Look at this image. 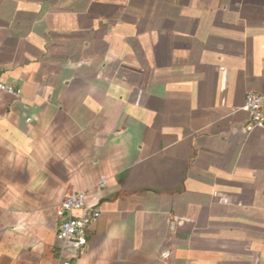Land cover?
I'll return each instance as SVG.
<instances>
[{
	"label": "crops",
	"instance_id": "0c3cea01",
	"mask_svg": "<svg viewBox=\"0 0 264 264\" xmlns=\"http://www.w3.org/2000/svg\"><path fill=\"white\" fill-rule=\"evenodd\" d=\"M0 75V264L80 191L75 264H264V0H0Z\"/></svg>",
	"mask_w": 264,
	"mask_h": 264
},
{
	"label": "built area",
	"instance_id": "2783aa9c",
	"mask_svg": "<svg viewBox=\"0 0 264 264\" xmlns=\"http://www.w3.org/2000/svg\"><path fill=\"white\" fill-rule=\"evenodd\" d=\"M9 87L2 81L0 75V91H8ZM245 109L250 115V125L258 126L264 124V94L249 91L245 99ZM102 179L99 186H104ZM99 207H87L86 192H72L66 195L55 208V213L59 218L56 239L59 242L58 264H75L70 257L65 256V249L69 246L79 248L85 243L84 232L88 220L95 219L100 215Z\"/></svg>",
	"mask_w": 264,
	"mask_h": 264
}]
</instances>
